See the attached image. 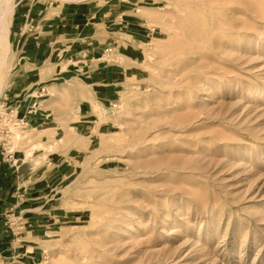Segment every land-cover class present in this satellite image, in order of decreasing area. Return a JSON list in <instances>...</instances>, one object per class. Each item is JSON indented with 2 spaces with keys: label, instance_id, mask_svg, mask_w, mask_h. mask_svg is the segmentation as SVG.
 <instances>
[{
  "label": "rangeland",
  "instance_id": "1",
  "mask_svg": "<svg viewBox=\"0 0 264 264\" xmlns=\"http://www.w3.org/2000/svg\"><path fill=\"white\" fill-rule=\"evenodd\" d=\"M138 1L153 31L122 33L129 57L145 55L124 63L117 91L84 73L57 79L79 60L49 59L29 112L50 117L30 123L25 92L14 116L5 108L31 68L17 38L35 17L20 29L17 7L8 14L0 155L55 191L20 217L5 205L0 264H264V0Z\"/></svg>",
  "mask_w": 264,
  "mask_h": 264
},
{
  "label": "crops",
  "instance_id": "2",
  "mask_svg": "<svg viewBox=\"0 0 264 264\" xmlns=\"http://www.w3.org/2000/svg\"><path fill=\"white\" fill-rule=\"evenodd\" d=\"M138 5V0H130V2L106 0L103 4L100 0H41L40 2L39 0H17L13 8L15 14L17 7L15 23H21L20 29H23L30 16L35 17V22L17 38L26 63L31 65V68L25 70V78L19 79L18 84L21 83L20 86L23 87L15 88L16 91L21 92L11 96V107L18 106L17 99L21 93L25 92L24 97L29 100L20 104L18 108L19 112L20 109L24 111L25 120L30 123L37 122L41 116L50 117V113L45 114L40 110L29 112V107L37 106L41 97L39 95H43L48 89L31 76H38L37 67L43 70V66L40 67L43 63L57 57L62 62L73 61L76 57L79 60L70 68L54 70L57 79H72L84 73L104 83L107 97L112 96L117 91L116 81L119 80L117 74L124 63L139 62L145 55L140 47L142 56L136 54L129 57L127 38L122 33L130 34L138 41H143L141 36L146 35L144 32L148 34L153 31L149 26L145 31L141 30L146 22L141 21L137 16ZM50 64L54 65L53 63L48 65ZM54 71L51 72L54 73ZM28 80H30L29 84L32 83L29 88H27ZM46 83L49 84V82ZM14 98H16L15 101ZM30 178L31 174L26 167L22 164L18 166L15 163L4 162L0 155V216L3 214L1 212L5 209V205L12 204L11 210L14 208H17V211L21 210L17 216L20 217L24 211L32 209L26 208L27 206L48 204L54 199L51 198L53 195L51 192L55 191L54 187L48 190L51 185L38 186L30 182ZM34 215L28 218H37L38 222L44 218L41 216L44 215L43 212ZM28 218L24 220L25 224L28 223ZM5 231L6 228L0 221V234H5ZM27 246H32L33 250L36 248L31 244Z\"/></svg>",
  "mask_w": 264,
  "mask_h": 264
},
{
  "label": "bare ground",
  "instance_id": "3",
  "mask_svg": "<svg viewBox=\"0 0 264 264\" xmlns=\"http://www.w3.org/2000/svg\"><path fill=\"white\" fill-rule=\"evenodd\" d=\"M13 6L14 5L11 4L9 2V0H0V55H1V58H0V66H1V64L8 63L9 53H10V50H11L10 33H9L7 27H6L5 22H6V19H7L8 14L13 11ZM0 90H1V87H0ZM6 110H7V108H5V111ZM0 112L3 113V110L1 109V106H0ZM12 113H13L12 116H14L15 111L13 110ZM12 122H14V123H12L11 126L13 125L15 127L16 124L18 125V123H16V120L15 121L12 120ZM14 134H15V137L17 139H22V137H23V134H22L21 130L18 129V128H14ZM56 140H58V139H56ZM194 143H196V141ZM53 145H54V142H48V143L37 142L35 144V147L34 148L36 149V148L44 147L46 150L49 151V150H51L53 148ZM32 152H34V151H32Z\"/></svg>",
  "mask_w": 264,
  "mask_h": 264
},
{
  "label": "built area",
  "instance_id": "4",
  "mask_svg": "<svg viewBox=\"0 0 264 264\" xmlns=\"http://www.w3.org/2000/svg\"><path fill=\"white\" fill-rule=\"evenodd\" d=\"M6 108H7V110L10 111V113H12L13 108L11 107V105L6 107ZM3 153H4L5 157H10V161H12V156H13L12 151L11 150L8 151L7 148L5 147V144L3 145Z\"/></svg>",
  "mask_w": 264,
  "mask_h": 264
}]
</instances>
